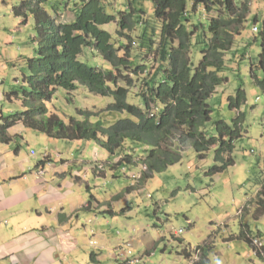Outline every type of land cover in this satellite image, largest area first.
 <instances>
[{
    "label": "trees",
    "instance_id": "obj_1",
    "mask_svg": "<svg viewBox=\"0 0 264 264\" xmlns=\"http://www.w3.org/2000/svg\"><path fill=\"white\" fill-rule=\"evenodd\" d=\"M18 1L13 13L21 25L33 18L36 47L33 55L25 58L27 74L22 86L5 94L8 99L20 100L22 110L4 117L0 123L1 141L9 140L10 127L22 123L51 139L95 143L107 152V157L117 158L118 167L131 170L145 165L142 181L180 162L187 149L200 159L213 150L215 164L206 173L210 177L234 164L235 142L244 133L245 113L238 110L246 102V91L241 83L235 95L226 99L228 108L238 111L231 122L219 119L208 124L212 113L208 100L228 80L223 73L232 71L240 78L245 54L232 47L245 28L250 0H129L119 16L107 12V0H78L73 3L74 18L68 22H59L55 16L63 9V0L55 4L53 0ZM142 1L149 3V9L142 6ZM214 11L217 15H211ZM204 19L208 20V34ZM114 22L122 30L138 27L139 33L131 36L118 31L120 36L113 40L115 37L102 26ZM262 37L263 50L258 61L252 63V71L257 67L264 72V33ZM200 45L201 57L194 63L192 55ZM87 47L95 50L108 67L101 69L82 62L80 56ZM149 54L156 61L153 67L133 63ZM227 54L233 57L228 60ZM128 68H132L135 79L124 74ZM138 78L143 81L134 92L131 88ZM254 81L264 91V76ZM80 87L95 96L111 98L102 109L111 113L113 120L119 118L113 123H105L100 117L94 121L90 119L96 115L94 111L76 108L75 115H66L49 105L58 89H65L69 95ZM73 97L66 99L71 102ZM96 103L101 104L95 99L93 106ZM140 147L144 149L135 160V150ZM48 162L50 157L38 164ZM256 204L258 214L263 213L264 179ZM244 209L246 206L242 212ZM59 219L64 220L65 215ZM242 227L244 231L246 226ZM246 234L242 233L243 238L261 255ZM211 246L205 241L179 253L191 256L197 251L199 260L193 264H207L206 253Z\"/></svg>",
    "mask_w": 264,
    "mask_h": 264
},
{
    "label": "rangeland",
    "instance_id": "obj_2",
    "mask_svg": "<svg viewBox=\"0 0 264 264\" xmlns=\"http://www.w3.org/2000/svg\"><path fill=\"white\" fill-rule=\"evenodd\" d=\"M77 1L63 0V9H59L55 15L57 21L68 22L73 17V3ZM127 1L129 0H107V12L119 16L120 9L126 7ZM55 2L56 0L52 1L54 4ZM18 4V0H0V51L6 49V47H11L15 51L22 45L25 50H21V52L28 57L34 53L37 31L32 17L25 25H21L20 18L15 17L13 7ZM142 6L149 9L148 2L142 1ZM47 9L50 13L52 12L49 4ZM262 14H264V11H262ZM192 15L195 17L196 14ZM211 15H217V11L211 12ZM202 23L205 32L208 34V20L204 19ZM253 26H257L259 31L253 32ZM102 27L115 37L113 40H116V36H120L116 34L118 31L128 33L131 36L139 33L138 27L132 31L122 30L115 22ZM244 27L242 34L235 37V43L232 47L233 51L239 50L240 54H245L244 59L241 61L240 78L232 71L223 73L228 80L218 86L208 100L212 108L211 120L208 124L219 119L231 122L238 111L245 113L244 133L235 142L232 152L234 164L222 173L210 177L206 173L215 164L213 150L211 149L204 159H200L197 157L196 152L187 149L184 151L180 162L169 166L162 172L155 173L153 177L144 181L135 180L130 176L132 173H139L140 166H134L131 170L128 169L127 173H124L125 175L121 178H111V180L100 178L96 180L97 183L95 184L101 192L106 191L108 188L112 191L116 180H120L122 183L120 185L123 192L121 203L124 206H130L131 204L133 208L130 217L127 219L120 218L126 220L129 224L123 232L132 229L135 236H143L142 229L145 228L150 231V235L155 236V239H157V234L163 236L164 239L157 240L156 243L152 240L149 244L147 241L145 249L150 250V253H152L144 257L143 260L146 264H187L184 256L179 254L183 247L180 243L181 239H184L185 243H190L191 246L196 247L201 245L207 238L208 240H214L215 244L214 250L208 254L212 264H264V258L257 255L253 246L242 236V233H247L246 235L251 238H257L258 242L254 245L261 249V254L264 253V210L263 213L258 214L256 204L257 194L264 179V91L254 81L255 78L262 79L264 72L261 68L255 67L253 71L250 68L253 62L258 61V56L263 50L264 20L260 15L257 16L255 11L253 17H248ZM133 45H135L134 42ZM201 49L202 45L193 52L194 63L199 61ZM232 57V54L225 56L228 60ZM80 59L82 62L97 68L105 69L108 67V63L89 47L85 48ZM137 59L133 62L137 65L147 63L148 66L153 67L156 62L153 54L143 56V59L141 57ZM26 71L25 65V70L16 75L17 82L14 80L9 81V76L6 75V80L9 82H3V86H0L5 89L8 88V92L18 91L23 84V76L27 74ZM131 71L132 68H128L124 74L135 79V75ZM2 78V75H0V79ZM137 81L139 82L131 88L134 92L139 90L140 82L142 83L143 80L138 78ZM241 83L246 91V102L240 110H230L226 99L229 95H235ZM120 84H123V82H120ZM72 92L69 95H74L73 101L68 102L66 97L69 95L66 90L63 88L58 89L49 105H54L60 113L66 115H75L76 108L94 111L96 115L90 118L94 121L100 117L104 119L105 123H113L119 118V116H116L113 120V115L103 110L102 105L110 103L111 98L90 94L85 87H80ZM95 99L101 102V104L96 103V107L93 106ZM133 100L128 99L129 102L139 104V101ZM11 106V103L7 102L5 108ZM11 111L15 112L14 109H11ZM59 142L60 145H65L64 140H59ZM34 146L37 150L35 157L38 161L43 159L45 153H49L41 145L34 143ZM57 147L55 144L49 146L52 152ZM141 150L143 149L135 150V160H137L138 156L136 155H139ZM99 151L108 156L106 151L102 149H99ZM89 155L87 158L90 159ZM99 164L101 166L110 165L104 161ZM99 171L102 170L99 169ZM92 180H95V178L92 177ZM132 183L134 185L127 189ZM145 184L147 185L145 186ZM132 190L136 191L132 192ZM245 206L246 209L242 212ZM242 224L246 226L244 231ZM154 226H158V228ZM179 230H182V232L176 234ZM259 232L261 233V239L257 237ZM147 237L149 238V236ZM140 250H144V248L141 247ZM91 252L100 254L93 247L87 249L89 264H93L90 260ZM193 255L195 257L192 260L198 261L197 251H194ZM135 257L140 262V258L136 253ZM106 264H113V262L107 261Z\"/></svg>",
    "mask_w": 264,
    "mask_h": 264
},
{
    "label": "crops",
    "instance_id": "obj_3",
    "mask_svg": "<svg viewBox=\"0 0 264 264\" xmlns=\"http://www.w3.org/2000/svg\"><path fill=\"white\" fill-rule=\"evenodd\" d=\"M255 11L264 20V0H250L248 17H253ZM73 18L74 14L70 20ZM21 50H25L22 45L15 51L11 47L0 51V75L3 77L0 85L13 80L17 82L16 75L25 70L27 56ZM2 86L0 123L4 117L14 113L11 109L15 112L22 110L21 101L5 97L11 92ZM7 102L11 103L10 108H5ZM8 135L7 142L0 140V264H89L87 249L92 247L100 253L91 252L93 264H106L107 261L125 264L120 251L126 243L131 244L132 251L135 250L140 258V262L132 264H146L144 257L152 253L145 249L147 241L149 244L152 240L156 243L164 239L163 236L157 234L155 239L145 228L142 229L143 236H135L132 229L123 232L129 224L120 218L130 217L133 208L131 204L124 206L121 203L122 183L116 180L112 191L108 188L104 192L98 190L95 184L100 178H121L128 167H124V172L123 167L113 166L117 158L114 160L101 153L99 149L102 148L95 143L64 140L65 145H60L59 140L27 128L22 123L10 127ZM34 143L49 152L50 162L44 166L38 164L40 160L35 157L37 150ZM51 144L58 146L54 152L50 151ZM31 150H35V155L31 154ZM103 161L110 165L101 166L99 163ZM61 214L65 215L62 221L59 219ZM260 236L259 232L257 237L261 239ZM91 241L96 243L91 244ZM205 241L212 245L206 253L207 264H212L208 254L214 250V240L207 238ZM180 243L183 246L181 250L193 248L184 239ZM141 247L144 250H140ZM254 252L257 254L255 249ZM181 255L187 264H193L194 255ZM259 256L264 258V253Z\"/></svg>",
    "mask_w": 264,
    "mask_h": 264
},
{
    "label": "built area",
    "instance_id": "obj_4",
    "mask_svg": "<svg viewBox=\"0 0 264 264\" xmlns=\"http://www.w3.org/2000/svg\"><path fill=\"white\" fill-rule=\"evenodd\" d=\"M253 31H258V28L256 26L253 27ZM32 155H35V150H31L30 151ZM47 157H49V154H46L44 155L43 159H46ZM49 163V162H48ZM124 172L126 171V169L123 167L122 169ZM146 170V166L145 165H141V172ZM141 172L140 173H132L130 176L133 178V179H138L140 176H141ZM42 173V172H41ZM182 230H179L176 232V234L178 233H181ZM253 242L256 244L258 242V239L255 238L253 239ZM91 244H94L96 243L95 241H91L90 242ZM132 246L130 243H126V245L124 247H122L121 251H120V257H123L126 261L127 264H132V263H135V262H138V258L135 257V251H132ZM199 254V252H198Z\"/></svg>",
    "mask_w": 264,
    "mask_h": 264
},
{
    "label": "clouds",
    "instance_id": "obj_5",
    "mask_svg": "<svg viewBox=\"0 0 264 264\" xmlns=\"http://www.w3.org/2000/svg\"><path fill=\"white\" fill-rule=\"evenodd\" d=\"M253 27H254V26H253ZM256 27H257V26H256ZM257 28H258V27H257ZM252 30H253V28H252ZM258 31H259V29H258ZM258 31H256V32H258ZM253 32H255V31H253ZM140 172H141V166H140ZM140 172H139V173H140ZM141 173H142V172H141ZM140 177H141V176H140ZM140 177H139V178H140ZM139 178H138V179H139ZM135 180H136V179H135ZM252 240H253V239H252Z\"/></svg>",
    "mask_w": 264,
    "mask_h": 264
}]
</instances>
